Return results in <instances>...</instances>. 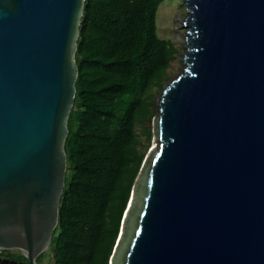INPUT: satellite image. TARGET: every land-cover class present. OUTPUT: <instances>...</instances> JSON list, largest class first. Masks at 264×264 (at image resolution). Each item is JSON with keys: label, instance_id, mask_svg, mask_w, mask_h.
<instances>
[{"label": "water", "instance_id": "95a60500", "mask_svg": "<svg viewBox=\"0 0 264 264\" xmlns=\"http://www.w3.org/2000/svg\"><path fill=\"white\" fill-rule=\"evenodd\" d=\"M183 68L109 264H264V0H184ZM84 0H0V251L50 245Z\"/></svg>", "mask_w": 264, "mask_h": 264}, {"label": "trees", "instance_id": "16d2710c", "mask_svg": "<svg viewBox=\"0 0 264 264\" xmlns=\"http://www.w3.org/2000/svg\"><path fill=\"white\" fill-rule=\"evenodd\" d=\"M164 1L84 0L65 187L49 245L52 264H109L144 160L138 129L150 138V92L163 88L177 54L157 35Z\"/></svg>", "mask_w": 264, "mask_h": 264}, {"label": "rangeland", "instance_id": "374dc122", "mask_svg": "<svg viewBox=\"0 0 264 264\" xmlns=\"http://www.w3.org/2000/svg\"><path fill=\"white\" fill-rule=\"evenodd\" d=\"M187 9L188 6L184 2V0H165L159 6L157 11L156 27H157L158 37L170 41L172 46L177 50V54L174 60L171 62L169 69L167 70L166 73L167 80L164 82L163 88L167 85V83L171 79H173L176 75H178L183 68L182 54L185 49L184 39H185V32L187 29L182 25V20L187 16ZM163 88L161 90H158L157 88H153L152 91L150 92V101H153V105L151 108L154 111V116L152 117L150 124H147L151 132L150 138L148 139V137L143 133V131L141 129H138L139 142H140L139 149L141 152L144 153V159L147 158V156H149V154L153 150L154 143L156 144L153 119L157 114V110H158L157 100ZM16 255L23 256L21 252L17 253ZM42 255L43 257L41 259L40 264H52V258H51V253L49 252V248L46 249L42 253ZM0 264H16V263L8 262L5 259V257L0 256Z\"/></svg>", "mask_w": 264, "mask_h": 264}, {"label": "flooded vegetation", "instance_id": "af4514ba", "mask_svg": "<svg viewBox=\"0 0 264 264\" xmlns=\"http://www.w3.org/2000/svg\"><path fill=\"white\" fill-rule=\"evenodd\" d=\"M49 248V247H48ZM47 248V249H48ZM9 252H11V254L13 255V257H14V259H12V258H6L5 256H2V257H5V259L8 261V262H15L16 264H29L28 263V260H27V258L23 255V257L24 258H26V260L27 261H25V260H22V259H20V257H18L19 255H16L17 253H20V251H18V250H9ZM11 255V256H12ZM42 255V254H41ZM40 256V255H39ZM38 256V257H39ZM37 257V258H38ZM37 258H36V263H37ZM38 264V263H37Z\"/></svg>", "mask_w": 264, "mask_h": 264}, {"label": "bare ground", "instance_id": "6f19581e", "mask_svg": "<svg viewBox=\"0 0 264 264\" xmlns=\"http://www.w3.org/2000/svg\"><path fill=\"white\" fill-rule=\"evenodd\" d=\"M155 140H156V139H155ZM156 144H157V140H156ZM156 144L154 143V146H155ZM154 146H153V150H154V148H156V147H157V145H156L155 147H154Z\"/></svg>", "mask_w": 264, "mask_h": 264}]
</instances>
